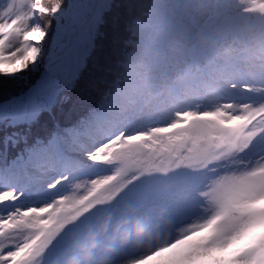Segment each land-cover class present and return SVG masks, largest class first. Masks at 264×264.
Segmentation results:
<instances>
[{
	"label": "snow or ice",
	"instance_id": "1",
	"mask_svg": "<svg viewBox=\"0 0 264 264\" xmlns=\"http://www.w3.org/2000/svg\"><path fill=\"white\" fill-rule=\"evenodd\" d=\"M234 3L236 25L264 34V0ZM112 13L113 0H2L0 105H39L49 82L33 74L53 21L60 50ZM121 67L99 108L61 133L95 167L60 170L41 203L25 205L26 193L14 186L0 190V264H264V48L259 58L194 53L179 82L167 65L153 75L138 59ZM237 90L245 95L231 94ZM52 151L51 142L41 147L29 175H47ZM177 170L202 177L199 215L149 232L145 253V241L130 238L129 226L141 223L137 210L113 205L137 179ZM72 226L63 249L49 256Z\"/></svg>",
	"mask_w": 264,
	"mask_h": 264
},
{
	"label": "rangeland",
	"instance_id": "2",
	"mask_svg": "<svg viewBox=\"0 0 264 264\" xmlns=\"http://www.w3.org/2000/svg\"><path fill=\"white\" fill-rule=\"evenodd\" d=\"M236 18L234 0H164V3L152 6L146 22L138 24V40L125 64L138 59L150 69L148 75H153L161 65H167L174 73L173 78L179 82V74L194 53L216 54L227 49L232 50L236 56L259 58L261 49L264 48V34L238 27ZM88 38L75 45L56 49L49 69L40 72V76L43 73L45 80L49 82V89L41 96L38 106L0 105V118L11 114L18 121L34 120L45 103L58 93V86L66 85L75 75L77 67L81 65L79 58L87 47ZM234 78L238 82L243 79L239 74ZM231 94L245 95L239 90ZM55 140L51 153L54 166L43 179L29 175L30 167L37 162L39 152L35 151L25 164L14 165L8 171L9 174H0V190L6 186H14L18 191L26 193L23 199L25 205L41 203L55 191L50 192L46 184L60 170L76 167L87 172L95 167L68 140L65 139L62 143L58 137ZM201 180L202 177L187 170H177L167 177L144 176L131 183L113 207L126 204L137 210V218L149 228L166 222L175 230L191 223L199 215L200 201L195 190ZM174 185L185 189L188 195H183L179 189L174 190ZM77 227H70L58 238L49 256L63 249L67 235ZM106 246V241H100L95 255L100 256Z\"/></svg>",
	"mask_w": 264,
	"mask_h": 264
},
{
	"label": "trees",
	"instance_id": "3",
	"mask_svg": "<svg viewBox=\"0 0 264 264\" xmlns=\"http://www.w3.org/2000/svg\"><path fill=\"white\" fill-rule=\"evenodd\" d=\"M153 0H113V13L106 24L87 41L79 58L81 65L66 85L58 86L54 98L45 103L34 120H16L11 114L0 118V174L14 164L25 163L28 156L53 141L63 130L77 128L99 108L102 94L113 74L123 71L138 40V24L146 22ZM56 21L49 30L40 58V71L54 59L57 49ZM51 51V57L49 52Z\"/></svg>",
	"mask_w": 264,
	"mask_h": 264
},
{
	"label": "clouds",
	"instance_id": "4",
	"mask_svg": "<svg viewBox=\"0 0 264 264\" xmlns=\"http://www.w3.org/2000/svg\"><path fill=\"white\" fill-rule=\"evenodd\" d=\"M101 228L103 227V221L101 222ZM130 238L131 241L133 243L140 241V240H144L145 241V248L144 251L145 253L148 251L147 248V241H148V233L151 231H155L157 228L161 229V230H166L168 225L166 222H160L157 225L152 226L151 228H149L148 226L140 223H132L130 226ZM86 260V258H85ZM69 264H73L72 261H69Z\"/></svg>",
	"mask_w": 264,
	"mask_h": 264
}]
</instances>
